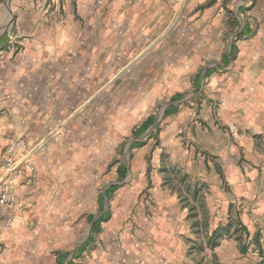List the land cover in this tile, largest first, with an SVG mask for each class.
I'll return each mask as SVG.
<instances>
[{
	"label": "crops",
	"instance_id": "1",
	"mask_svg": "<svg viewBox=\"0 0 264 264\" xmlns=\"http://www.w3.org/2000/svg\"><path fill=\"white\" fill-rule=\"evenodd\" d=\"M179 4L0 1V159L7 143L20 139L35 166L17 181L12 227L0 224V264H186L190 240L174 227L186 212L169 209L176 205L169 194L168 211L135 212L131 220V212H110L98 220L113 207L104 197L118 182L99 189L106 151L115 147L106 138L137 132V120L152 116L157 99L202 89L206 73L218 69H202L201 58L217 53L214 42L201 40V18H181ZM236 46H226L224 60L229 62ZM209 84L221 87L217 76ZM193 99L171 101L165 109L173 106L183 121L203 122ZM122 191L120 185L108 199L115 192L120 202ZM136 191H126L124 198ZM7 213L0 206V217ZM95 220L97 230L80 239Z\"/></svg>",
	"mask_w": 264,
	"mask_h": 264
},
{
	"label": "rangeland",
	"instance_id": "2",
	"mask_svg": "<svg viewBox=\"0 0 264 264\" xmlns=\"http://www.w3.org/2000/svg\"><path fill=\"white\" fill-rule=\"evenodd\" d=\"M0 1L3 2V0ZM55 1L61 2V0ZM190 1L180 0V16L184 19L192 16L201 18L202 25L200 29L203 42L208 41V44L215 43V34L220 26H224L228 31L233 28L237 30V38L232 40V43L237 42V46L234 48V55L228 62L223 59V55L226 52L216 48V51L219 52V59L215 58L216 53L202 57V69L207 64L212 65L215 69L218 66V69L204 78L202 89H199V86L197 88L190 87L182 92H176V94L168 97L157 99L152 105L151 112L154 122L142 135L137 134L139 131L134 132L132 128L131 132L129 131L130 133L122 134L120 138H106V145L111 143L108 145L109 148L111 149L113 144L115 147L112 152L106 151L104 171L106 184H100L99 189L102 190L103 186L106 187L107 184L118 181L116 168L119 165L126 167V173L125 177L120 181L122 188H125V191L121 193V201L117 202L114 199L115 192L111 199H108L105 194L106 206L108 203H113V207L109 208L110 211L103 214L102 218H107L110 212H114L112 214L115 215V212H131L127 216V220H131L134 218L135 212H146L144 213L145 215L147 212L168 211V204H170L168 194L175 198L174 202L176 203L169 209L186 212L185 218H188L187 214L191 213L192 210L183 204L179 194L171 190L173 182L177 178H179L180 184L191 185L190 174L187 173L190 176L187 177L190 181L188 182L182 173L184 171L180 168V161L183 160L185 154L184 151L188 153L192 150L189 146L191 142L187 141V137L190 134L193 137H197L198 134V143L201 148H196L195 151L199 152L200 155L204 154L202 146L214 142L216 137L213 132V126H210L209 123L206 124V120L203 122L198 120L199 123H196V119L188 118L183 121V115L181 117L178 116L176 108L171 113L164 114L165 105L171 102L177 94H182V97L177 99L180 102L182 98L187 97L188 101L194 98L192 102H194L193 106L197 111L196 114L201 109V106L207 103L212 109V116L216 117L214 126H217V131H227L231 139L240 145V156L238 159L224 154L223 162L229 165V175L226 180L223 175H220L218 179L230 185L235 184L237 190H239L241 176L251 183L253 172L262 171L257 164L252 163L249 157L255 158L259 155H264V148L261 147L264 144V35H261L258 23L253 28L246 18L241 26L240 21L233 17V9L228 7L232 0H201L200 3H195L193 6L190 5ZM255 5L256 0H253V3L248 5L247 8L240 4V12L250 11ZM222 11L226 16L230 17L229 20L226 21L220 15ZM224 36L225 38L227 37V32H225ZM217 74L223 76V79L217 77V86H219L218 83H221V87L213 89L209 82ZM228 87L230 89H227ZM193 93H196V96H193ZM180 102H177V104ZM158 114L162 117L159 123H157ZM141 123L142 121L138 119L135 125L139 126ZM257 128L260 129L259 132L255 131ZM208 132L211 133L209 134L210 138L202 136L204 135L202 133ZM246 141L248 147L245 150ZM134 142L137 143L136 148L131 147ZM146 148L148 150L145 153H140ZM138 153L141 155H138ZM174 158L177 163H173ZM217 159L220 158L217 157ZM233 159L234 165L232 163ZM201 183L204 184L205 188L207 187V181H202ZM133 188L137 189L136 193L131 198H124L125 192ZM246 198V196L241 197L242 200ZM253 203H259V194H257V198ZM249 214H251V210ZM236 227L239 233L236 239L240 241L237 245V250L242 257L248 258L246 264H264V235L259 231L254 235L249 233L252 236L251 240L244 242L240 240V237L243 233L248 232L246 221L241 219ZM90 231L89 227L88 229H82L80 239L85 238ZM193 231L195 232V229ZM186 240H190L185 253L186 257L189 258L193 256V249L197 246V242L187 236ZM207 243L212 244L209 241ZM218 244L219 242L217 241L216 246ZM199 248L200 251H203L204 245L200 244ZM250 252L252 254L251 257ZM196 254L198 255L199 253ZM215 264H230V258L227 253L216 257Z\"/></svg>",
	"mask_w": 264,
	"mask_h": 264
},
{
	"label": "clouds",
	"instance_id": "3",
	"mask_svg": "<svg viewBox=\"0 0 264 264\" xmlns=\"http://www.w3.org/2000/svg\"><path fill=\"white\" fill-rule=\"evenodd\" d=\"M252 3L253 0H232L228 7L233 9V17L240 21L241 26L246 18L253 28L258 23L260 33L264 35V0H256L254 8L245 13L240 12V4L247 8ZM220 15L226 21L230 19L223 11ZM225 32H227L226 38L224 36ZM236 34V29L233 28L228 31L224 26H220L215 34V43L211 47L226 51V46L235 39ZM215 58L219 59V52L215 54ZM217 77L223 79V76L219 74H217ZM193 96H196V93H193ZM201 111L203 119L208 121L210 126H213L216 139L214 142L203 145L202 151L204 154L200 155L199 152L195 151L196 148H201L198 143L199 136L189 135L187 137V141L191 142L189 146L192 150L184 154L185 159L180 161V168L190 174L191 185L180 184L179 178H177L173 182L171 190L179 194L183 204L192 211L187 214V219L185 213H179L177 221L174 222V227L177 232L182 231L187 237L197 242V246L193 249V256L186 261V264H215L216 257L225 253L230 258V264H246L248 258L242 257L237 250L240 241L236 239L239 234L236 225L241 219H244L247 223L248 232L241 235V241H250L252 236L249 233L254 235L259 231L264 235V191H262L264 189V155L255 158L249 157L252 163L257 164L262 171L253 172L251 183L241 176L239 190H237L235 184L230 185L218 179L220 175H223L226 180L229 175V165L223 162L224 154L238 159L240 145L231 139L227 131H217V126H214L212 109L207 103L201 106ZM161 118L158 114L157 123L160 122ZM255 131L259 132L260 129L257 128ZM247 147L246 141L245 150ZM261 147L264 148V144ZM217 157L220 159H217ZM234 159L232 161L233 165ZM173 163H177L175 158ZM202 181L208 182L206 188L201 183ZM101 183L106 184V181L101 179ZM257 194H259V203L254 204L253 201L256 200ZM242 196L247 198L242 200ZM250 210L251 214H249ZM193 229H195V232H193ZM209 240L213 241L211 245L207 243ZM217 241L219 242L218 246L215 243ZM200 244L204 245L203 251H200ZM251 255L250 252V257Z\"/></svg>",
	"mask_w": 264,
	"mask_h": 264
},
{
	"label": "built area",
	"instance_id": "4",
	"mask_svg": "<svg viewBox=\"0 0 264 264\" xmlns=\"http://www.w3.org/2000/svg\"><path fill=\"white\" fill-rule=\"evenodd\" d=\"M21 159L24 161L23 165L19 164ZM26 170L30 174L35 171V166L28 159L26 144L20 139H12L7 143L0 159V206L8 210L6 215L0 217V224L6 230L13 225V210L17 207L16 184ZM30 182V176H25V185Z\"/></svg>",
	"mask_w": 264,
	"mask_h": 264
},
{
	"label": "trees",
	"instance_id": "5",
	"mask_svg": "<svg viewBox=\"0 0 264 264\" xmlns=\"http://www.w3.org/2000/svg\"><path fill=\"white\" fill-rule=\"evenodd\" d=\"M211 72V71H210ZM209 75V72L206 73V76ZM175 98H173L172 101L174 100H177V99H180L182 97V94H177L176 96H174ZM174 110L173 106H168L165 110H164V114H169L171 113L172 111ZM154 122L153 120V117H148L146 120H144L141 125L138 127V131L139 133L137 134H141L143 133L152 123ZM137 143H134V145H132L131 147H136ZM117 173H118V182L121 181L124 177H125V173H126V167L123 166V165H119L118 168H117ZM116 183V184H112L110 185L107 190H106V197L108 198L111 193L113 191H115L120 185L119 183ZM105 212H108V211H105ZM98 220H103V218H99ZM98 220H95L92 224V227H91V231H90V234L92 232H95L97 230V225H96V222ZM90 236L84 241V243L78 248V251L82 250L84 248V246H86L88 244V240H89ZM209 242H212L211 240H209ZM216 243V242H215Z\"/></svg>",
	"mask_w": 264,
	"mask_h": 264
}]
</instances>
